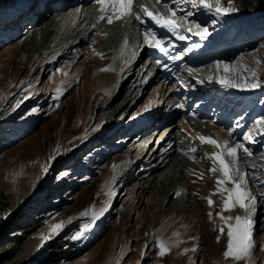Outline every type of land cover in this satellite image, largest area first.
<instances>
[{
	"label": "rangeland",
	"instance_id": "rangeland-1",
	"mask_svg": "<svg viewBox=\"0 0 264 264\" xmlns=\"http://www.w3.org/2000/svg\"><path fill=\"white\" fill-rule=\"evenodd\" d=\"M220 2L223 7L229 6L228 0ZM147 4L150 6L151 3ZM244 4L254 11L264 10V0H231V6L236 11ZM3 8L0 0V12ZM36 25L30 29L36 28ZM92 39H81L79 45L53 60L50 64L53 68L49 65L44 69L39 65L45 64L50 57L47 50H40L44 54L39 56L35 66L36 54L34 59H31V53L21 62L14 57L30 48L31 41L26 33L0 48V88L1 84L11 85L0 102V132L11 128L16 132L19 129L28 132L26 122L33 123V129L26 137L9 146L0 145V206L6 207L2 210L11 211L1 220L0 247H13L22 264H117V261L119 264H264V212L258 200L252 213L253 247L250 256L241 260L223 257L228 243V225L235 224L238 210H241L240 216L244 215V210L222 208V194L216 191L218 176L210 171L206 156L194 159L193 167L186 172L189 188L182 204L178 203L176 194L167 196L163 202L159 201L157 192L151 190L143 191L139 197L135 189L143 179H136L134 170H130L133 174L121 175L113 182V165L124 157L131 137L128 124H136L153 110L162 113L170 105L161 104L148 110L156 101H161L156 90H152L158 79L152 77L144 89L146 93L140 97V92L135 100L122 108L123 118L120 121L114 120L115 108H107L108 112L98 118L100 106L104 110L111 102H117L124 90L133 85L129 80V85L123 87L121 93L112 90L116 77L104 58L96 54L99 52L92 47L95 38ZM86 48L94 53L85 56ZM220 62L230 67V77L224 76L240 87L258 77L263 80L264 40L238 58ZM85 65L89 66L90 72L95 71L99 81L106 84L96 93L95 90L88 92L89 102V98L81 97L82 80L88 71ZM239 75L242 76L240 80ZM32 84H38L39 90L36 89L37 94L28 100ZM84 94L87 96V93ZM55 98L60 102H54ZM120 103L114 106L119 107ZM110 119L114 121L109 124ZM174 120L177 121V118ZM164 125L152 127L151 135L153 130ZM205 125L217 128L212 123ZM116 127L118 132H115ZM139 145L140 148L143 146ZM73 147L76 149L72 150ZM68 151L71 155H67V160L64 155ZM130 154L133 158L134 154ZM52 156L55 158L49 159ZM64 161H69L70 165L64 164ZM45 164L47 172L42 170ZM138 164L143 170L145 162L140 163L139 160ZM246 166L255 165L247 160ZM260 169L264 170V163ZM230 186L228 183L225 185ZM249 189L252 190L251 187ZM223 195L226 197L227 194ZM209 197L214 201L211 206L208 204ZM102 208L107 209L97 220L102 224V234L89 241L86 237L76 240L80 249V253L76 254L66 243L89 223L93 211L99 212ZM124 208L128 210H122ZM85 210L89 211L88 216L81 215ZM217 213L233 219L225 222ZM61 221L64 224L59 233L51 239H43L44 235L50 234L51 227ZM219 222L225 225L223 232L217 226ZM149 226L155 229L150 232ZM160 241L166 242L170 251L157 258ZM90 251L95 253L92 254L94 258L90 257Z\"/></svg>",
	"mask_w": 264,
	"mask_h": 264
},
{
	"label": "bare ground",
	"instance_id": "bare-ground-1",
	"mask_svg": "<svg viewBox=\"0 0 264 264\" xmlns=\"http://www.w3.org/2000/svg\"><path fill=\"white\" fill-rule=\"evenodd\" d=\"M148 2L151 3L150 6L147 4ZM134 4L144 5L148 10H158V8H160V6L157 5L156 0H134ZM134 11H139V8H134ZM109 12L110 9L108 8L107 4H98L97 0H93L90 4L89 2H83L82 0H79L78 6L74 10H72L71 16L68 15V18L65 21L63 20L62 24L59 23L60 14L57 17H54L51 16L53 13H50V15L44 21H41L39 19L36 22V28H27L25 30V33L29 36L31 41L30 48H28L27 50H20L21 52L19 54H16V56L14 55V57H16V60L18 62H21L24 61L29 55H31V53V59H34L33 56L34 54H36L35 56L37 57V59L33 63V66H35L39 61V56L44 54L40 50H47L50 53V57L46 60L45 64L39 65V68L44 69L45 67H48L53 62V60H57L58 56H61L62 54L67 52L69 48L79 45L81 39H83L82 36L88 38L90 37L91 39L94 37L95 39L92 47H94L97 52L102 54L100 57H103L107 62V66L111 68L112 74L116 77L115 83H117L119 79L120 82L122 81V83H124L127 80V76L129 77L130 73H132V78L130 79H133V74H136L135 78L131 82L132 84H134L132 91L127 94L123 92L122 96L117 102H111L108 107L104 108V110L102 109L103 106L99 107L102 113H99L98 118H100L104 114V112L107 111V108H110V110L115 108L114 120H117L118 122L123 118V116L121 115L122 108L127 107L128 104L135 100L137 96V94H134L135 92L133 91L137 88L138 85H141V93L139 94V96H143V94L146 93H144V89L147 84H149V82H144L146 76L143 77V73L139 77L138 70L142 62L133 63L132 61L133 52L136 49V46H132V42L130 41V39L133 35L136 34L135 16L126 17L123 20H114L112 24H109L106 18ZM64 13L65 12H62V14ZM65 17L66 15H64V18ZM101 17L104 18L102 19ZM59 25L60 28L56 32V26ZM53 30L54 36L55 34L59 35L60 39L58 40V42L54 40L52 41ZM56 43V47L51 46L55 45ZM131 46L134 49H129V47ZM91 52L93 51L86 48L84 55L88 56V53L91 54ZM86 67L88 68V71L86 73V76L83 77L84 81L82 80L83 88L81 90V97L89 98L88 92L95 90L94 93H96L97 91L102 90L106 84L103 81H99L98 77L95 74V71H89L90 69L88 65ZM201 70L206 76L205 78H208V75H211L219 80L221 76H224V74L229 76L230 73V71L229 73H226L224 71L223 63L219 67H217L216 61L204 65ZM88 72L90 73L88 74ZM180 75L183 76V72H181ZM238 78L240 80L242 76L239 75ZM154 85L156 86L152 90H156V94L157 96L161 97V101H156L152 106L148 107V110L149 108L154 109L155 107H159L161 104H165V106L170 105L168 111L172 110L175 112V114H177V121L173 120V117L171 118L170 115L165 114L168 111H164V114L161 113L163 115L159 116L158 113H153V110L140 119V124L143 125L141 128L131 130V127L129 126V132L132 131L130 134L131 137L130 139L128 138V146L124 153V157L121 158V160H119L117 163V166L119 167L115 169V175L117 178L121 175H127L128 173L130 174V170H134L133 176L136 179H143L142 181H139V183H141L135 189V193H138L139 197L142 196L143 191L151 190L153 192H157L159 201L163 202L167 196L179 192L180 194L176 197H178V203L182 204V199L186 195V191L189 188V186L187 185V176L185 174L186 172H189V169L193 167L194 159L200 157L201 155L205 157V154L210 155L213 151H217V149L213 145L201 142V140L199 139V135L211 137L221 144L224 141H229L231 145H235L233 138L229 139V135L232 130L226 128L225 132H223L220 128H213L212 126L205 125L203 122L189 119L186 114L181 111L180 107H177L178 105L175 104L178 101V96L174 89L165 92V86L162 83V80H157ZM10 87L11 85L4 86V84H1L0 102L3 100ZM36 89L39 90V85L32 84V87L27 94L28 100H31L37 94ZM121 91H123V89H120L118 94L121 93ZM84 93H87V96H84ZM118 94H116V97ZM175 98L176 101L174 100ZM89 101L90 98L87 99V102ZM79 102L82 103V99H80ZM115 103H120V106H114ZM95 104H97V101ZM110 113H108V115ZM114 120L110 119L109 124ZM153 121H162L165 123V125L158 130H154L153 135H151V126H157V123L152 124ZM118 131L119 129L116 127L115 132ZM135 141L136 143H134ZM149 142H151L150 145H148ZM139 144H143V146L140 148L141 145ZM194 145H197L198 147L196 152L191 151V148ZM74 149L75 147L72 148V150ZM131 152L134 154L133 158H130ZM238 155V163L241 166V170L245 173L248 169V166H246L247 162H245L243 151L238 150ZM134 160H136V162H134ZM139 160L140 163L142 161L145 162V167H143V170L139 169ZM206 161L209 162L210 167L212 168V160L206 156ZM129 163L131 166L129 165ZM129 166L131 169H129ZM219 174L220 173L216 172V176H219ZM248 178L249 177H247L245 174L246 186L249 189L251 185L250 179ZM157 184L160 186L156 187ZM228 184L232 186L230 182ZM253 192L255 193L254 190H250L251 195L253 194ZM252 196L255 197L254 204L256 205L258 198L256 197V194L255 196ZM134 200L135 196L132 200V203L134 202ZM151 200H153V198H151ZM150 204H152V201H150ZM130 206H127V208H129ZM127 208H124L122 210H128ZM154 229L155 227H150V232ZM93 253V251L92 253L91 251L89 253L91 258H94V255H92Z\"/></svg>",
	"mask_w": 264,
	"mask_h": 264
},
{
	"label": "snow or ice",
	"instance_id": "snow-or-ice-1",
	"mask_svg": "<svg viewBox=\"0 0 264 264\" xmlns=\"http://www.w3.org/2000/svg\"><path fill=\"white\" fill-rule=\"evenodd\" d=\"M157 3H160V0H156ZM179 0H173V3H178ZM185 2L192 3L194 7L200 6L209 12H214L216 16L226 15L230 12L236 11L234 7L231 6V0H228V7H223L221 5L220 0H185ZM98 4L108 5L110 12L107 15V22L112 24L114 20H123L126 17L135 16L136 19H141V14L149 19H151L155 24L159 25L161 28H165L171 32H178L179 30L185 29V24H187L186 30L191 32L193 28L196 29L195 35L205 37L208 34V29L206 27H202L200 24L196 23L194 20H188V17L192 16L193 13L188 12L185 13L179 19L176 18L177 13L173 8L168 9L169 14H161L151 12L144 5H135L134 0H97ZM167 7V5H165ZM134 8H139V11H134ZM107 11V9H106ZM102 19L104 17H101ZM183 20L185 23H181ZM216 21L213 20V24ZM179 38L181 40L186 39L185 36L180 35ZM144 42L147 46L157 49L161 53L168 54L169 48L172 47L171 44L168 47L164 46L163 38H159L154 30H146L144 32ZM193 47H199V45H193ZM97 55H102L101 53H96ZM171 59H179L180 56H171ZM159 63V61H158ZM223 62L217 61V67H219ZM166 67V66H165ZM224 71L227 73L230 71V67L227 64H223ZM107 71L108 69H103ZM254 76L255 73L253 72ZM220 83L224 84L226 87H237L238 85L233 83L231 80H228L225 76H221ZM249 87H257L256 83H252L248 85ZM60 90H57L59 94ZM177 107H180L179 105ZM35 111V110H34ZM264 120V118H262ZM199 139L201 142L208 143L213 145L217 151H213L210 155L205 154L209 159L212 160L213 167L210 171L216 173H220L217 177V188L216 191L222 194L223 208L225 210H230L234 207H239L244 210V215L235 216V224L228 225V243L226 246V250L223 252V257L225 259L231 257L235 260L245 259L250 256L251 250L253 247V242L251 238V227L254 223L252 219V213L255 212V204L253 197L250 194V190L246 186L245 173L241 170V166L238 163L239 155L238 150H243V153L251 156L252 153L250 150L245 147L242 143L237 142L235 145H231L229 141H224L222 144L211 137H206L203 135H199ZM245 140H252L253 137L250 134H245ZM191 151L195 152L196 149L193 148ZM55 157H49V159H54ZM117 165H113V169L115 170ZM42 170L47 172L48 166L45 164L42 166ZM113 182L116 180V175L114 171V175L112 177ZM231 183L232 187H225L226 183ZM226 193V197L223 195ZM109 194H111V189L109 190ZM180 193L177 192L176 195ZM214 201L209 197L208 204L211 206ZM106 208L100 209L99 212L93 211L91 214V219L88 224L83 225L78 232H76L73 236L70 237L72 240H80L84 238L90 228L96 223V221L103 215L106 211ZM82 216H88L89 211L85 210L81 213ZM211 213H209V218H211ZM217 215H221L217 213ZM221 219L225 222L231 221L233 217L228 216L224 217L221 215ZM64 222L61 221L58 224H54L49 230V235H44L43 239L48 240L53 236L57 235L59 231L62 229ZM223 228L221 231L223 232ZM178 235V234H177ZM219 240V237H217ZM161 256L165 255L166 252L170 251L166 242L160 241L159 243ZM185 251H188L187 249ZM194 251V249H193ZM117 264L119 262L117 261Z\"/></svg>",
	"mask_w": 264,
	"mask_h": 264
},
{
	"label": "clouds",
	"instance_id": "clouds-1",
	"mask_svg": "<svg viewBox=\"0 0 264 264\" xmlns=\"http://www.w3.org/2000/svg\"><path fill=\"white\" fill-rule=\"evenodd\" d=\"M238 10H239V17L241 19H246L248 22H252L254 25H257V26L260 25L261 23L264 24V10L261 11L259 9V10L254 11L251 8L248 11H242V10H240V6H238ZM263 40H264V38L262 40H260V42ZM10 131H12V132H10ZM28 132L21 131L20 129L16 132L14 128H11L10 130H2V133L0 132V134H2V135H0V145L9 146V145H11L17 141H20L21 139H23L24 137H26L28 135ZM100 235H98V236H100ZM98 236H96V237H98ZM66 244H68L69 247L71 248V250L74 251L76 254L80 253V249L77 245L76 240H70ZM158 257H159V255L157 256V258ZM137 264H142V262L137 263Z\"/></svg>",
	"mask_w": 264,
	"mask_h": 264
},
{
	"label": "trees",
	"instance_id": "trees-1",
	"mask_svg": "<svg viewBox=\"0 0 264 264\" xmlns=\"http://www.w3.org/2000/svg\"><path fill=\"white\" fill-rule=\"evenodd\" d=\"M248 8L249 6L247 4H244V6L240 8V10L248 11L251 9V8L249 9ZM5 208H2V205L0 206V224H1L2 218H4V216H6L8 213L11 212L10 210H2ZM1 240L2 238H0V245L2 243ZM16 253L17 252H15V249L13 247L9 248L7 247V245L4 247H0V264H22V262H20L21 260L17 259Z\"/></svg>",
	"mask_w": 264,
	"mask_h": 264
}]
</instances>
